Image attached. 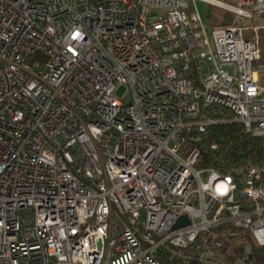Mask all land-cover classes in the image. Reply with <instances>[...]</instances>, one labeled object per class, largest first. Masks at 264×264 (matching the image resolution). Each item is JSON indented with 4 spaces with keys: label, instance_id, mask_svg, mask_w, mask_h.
Returning a JSON list of instances; mask_svg holds the SVG:
<instances>
[{
    "label": "built area",
    "instance_id": "2783aa9c",
    "mask_svg": "<svg viewBox=\"0 0 264 264\" xmlns=\"http://www.w3.org/2000/svg\"><path fill=\"white\" fill-rule=\"evenodd\" d=\"M196 1L234 20L208 31ZM258 31L264 0H0V264H220L229 227L264 246V164L197 146L235 123L264 149Z\"/></svg>",
    "mask_w": 264,
    "mask_h": 264
},
{
    "label": "trees",
    "instance_id": "16d2710c",
    "mask_svg": "<svg viewBox=\"0 0 264 264\" xmlns=\"http://www.w3.org/2000/svg\"><path fill=\"white\" fill-rule=\"evenodd\" d=\"M206 18L210 27L219 28L229 26L233 17L226 13L222 19H219L207 13ZM255 37L258 42V57L253 61L252 67L257 71L258 84L262 87L264 86V31L256 32ZM202 114L216 120H232L230 111L216 105L204 108ZM213 144L216 145L214 151L210 150V146ZM197 146L201 151L198 157V168H212L226 173L231 169H246L264 164V149L260 140L245 133L243 128L235 123L208 127ZM218 232V238L223 242V250L229 240H240L248 246L246 255H244L242 247L238 248L233 256L224 255V263L233 264L237 259L244 257V264H264V246H258L249 231L229 227L220 229ZM223 254L224 252H222ZM167 264L178 263L168 261Z\"/></svg>",
    "mask_w": 264,
    "mask_h": 264
},
{
    "label": "rangeland",
    "instance_id": "374dc122",
    "mask_svg": "<svg viewBox=\"0 0 264 264\" xmlns=\"http://www.w3.org/2000/svg\"><path fill=\"white\" fill-rule=\"evenodd\" d=\"M218 2H221L223 4H228V5H233L234 0H215ZM196 6H197V10L204 22V24L206 25V28L208 31H211L212 29H216L218 27H210L209 26V21H207V13H210L211 15H213L216 18L222 19L226 13L232 15V21L234 20V16L233 14H231L230 12L224 10L223 8H219V7H215V6H210L207 3L201 2V1H196ZM232 23V22H231ZM123 94V89H119L116 93L117 96H121ZM243 245V246H242ZM224 254L220 257V264H226L223 262V257L224 255L227 256H233L235 255V252L238 250V248L243 249L244 255H246L248 253V246L243 244V241L240 240H229L227 241L226 245L224 246ZM233 264H244L243 261L241 259H237Z\"/></svg>",
    "mask_w": 264,
    "mask_h": 264
},
{
    "label": "water",
    "instance_id": "95a60500",
    "mask_svg": "<svg viewBox=\"0 0 264 264\" xmlns=\"http://www.w3.org/2000/svg\"><path fill=\"white\" fill-rule=\"evenodd\" d=\"M188 224V220L185 216H183L182 218H180L176 224L173 226V229H176V228H179V227H182V226H185Z\"/></svg>",
    "mask_w": 264,
    "mask_h": 264
}]
</instances>
